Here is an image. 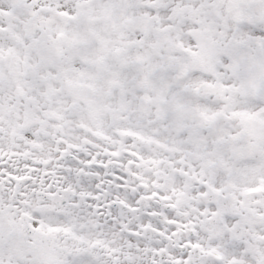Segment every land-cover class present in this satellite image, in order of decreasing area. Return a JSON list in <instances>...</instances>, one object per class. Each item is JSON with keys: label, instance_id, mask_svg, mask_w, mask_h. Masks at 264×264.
Masks as SVG:
<instances>
[{"label": "snow or ice", "instance_id": "obj_1", "mask_svg": "<svg viewBox=\"0 0 264 264\" xmlns=\"http://www.w3.org/2000/svg\"><path fill=\"white\" fill-rule=\"evenodd\" d=\"M0 264H264V0H0Z\"/></svg>", "mask_w": 264, "mask_h": 264}]
</instances>
